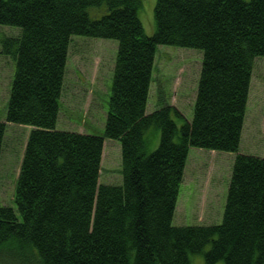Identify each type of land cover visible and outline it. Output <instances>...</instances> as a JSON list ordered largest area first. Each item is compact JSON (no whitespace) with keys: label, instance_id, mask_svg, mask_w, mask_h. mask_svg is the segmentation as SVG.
<instances>
[{"label":"trees","instance_id":"1","mask_svg":"<svg viewBox=\"0 0 264 264\" xmlns=\"http://www.w3.org/2000/svg\"><path fill=\"white\" fill-rule=\"evenodd\" d=\"M142 4L0 0V24L21 29L1 40L15 72L0 158L8 123L31 126L15 207L0 204V264H264V156L240 151L264 0H156L152 34ZM76 34L118 41L104 135L57 128ZM159 44L203 50L191 118L147 113ZM105 137L121 142L122 183L100 182ZM191 147L236 153L220 222H173Z\"/></svg>","mask_w":264,"mask_h":264},{"label":"rangeland","instance_id":"2","mask_svg":"<svg viewBox=\"0 0 264 264\" xmlns=\"http://www.w3.org/2000/svg\"><path fill=\"white\" fill-rule=\"evenodd\" d=\"M140 18L147 34L155 30L156 0H142ZM99 18L107 5L91 7ZM20 28L0 24V119L5 120L15 61L2 52V38L18 35ZM118 41L114 38L73 35L64 79L57 128L104 135L113 82ZM203 50L159 44L147 113L173 105L192 117ZM31 126L8 123L0 158V204L15 207L14 190ZM241 152L264 156V56L255 59ZM236 153L191 147L173 222L176 225L213 223L222 220ZM122 150L119 139L105 137L100 182L122 183ZM206 248H209L207 246ZM11 260V259H10ZM9 264H18L11 260ZM203 253L192 264H204ZM216 264H225L219 260Z\"/></svg>","mask_w":264,"mask_h":264}]
</instances>
